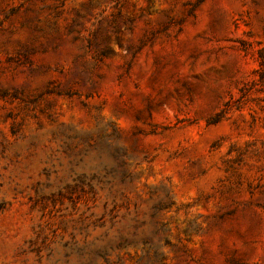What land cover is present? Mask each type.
I'll return each instance as SVG.
<instances>
[{"label": "rangeland", "instance_id": "obj_1", "mask_svg": "<svg viewBox=\"0 0 264 264\" xmlns=\"http://www.w3.org/2000/svg\"><path fill=\"white\" fill-rule=\"evenodd\" d=\"M0 264H264V0H0Z\"/></svg>", "mask_w": 264, "mask_h": 264}, {"label": "trees", "instance_id": "obj_2", "mask_svg": "<svg viewBox=\"0 0 264 264\" xmlns=\"http://www.w3.org/2000/svg\"><path fill=\"white\" fill-rule=\"evenodd\" d=\"M216 122L215 120H211L209 121V123H214ZM109 174V175H108ZM117 175V172L115 170L112 171H108L105 173L104 176H102L101 179V186L102 187H106L109 191L108 195H111L113 193V188H114V181L111 179H108V176H113L111 177L112 179L114 178V176ZM120 181H124L125 178L129 177L128 174H125L123 172H120ZM101 187V188H102ZM91 191L94 192V187L91 185L90 186ZM138 243L140 244H148V240L147 239H138V234L136 232H133L131 235H129L128 237H123L122 234L119 235V243L117 245L118 248H125L127 246H135Z\"/></svg>", "mask_w": 264, "mask_h": 264}]
</instances>
